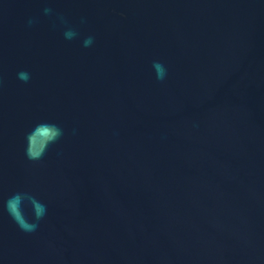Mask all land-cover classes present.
<instances>
[{
  "label": "water",
  "instance_id": "1",
  "mask_svg": "<svg viewBox=\"0 0 264 264\" xmlns=\"http://www.w3.org/2000/svg\"><path fill=\"white\" fill-rule=\"evenodd\" d=\"M0 264H264V0H0Z\"/></svg>",
  "mask_w": 264,
  "mask_h": 264
},
{
  "label": "clouds",
  "instance_id": "2",
  "mask_svg": "<svg viewBox=\"0 0 264 264\" xmlns=\"http://www.w3.org/2000/svg\"><path fill=\"white\" fill-rule=\"evenodd\" d=\"M45 11H50V9H46ZM74 35L75 33L71 31L66 33V36L68 37H72ZM89 43H91V38L85 41L86 45ZM153 67L157 73V79L163 80L166 76V69L163 67V65L160 64L159 62H154ZM18 76L20 79L24 80L25 82L29 79V75L26 72H20ZM40 127L41 129H44V128L52 129L53 135L50 138L49 143L54 142L62 135L61 130L56 125H46V126H40ZM28 139L29 141H31L32 136L29 135ZM27 155L29 156L30 159H39L42 157L43 152H40V153L33 152L31 147L29 146L27 150ZM25 199H27L28 202L30 203L35 219L36 220L42 219L43 216L46 214V207L42 203L37 201L34 197L28 196L27 194H23V195L16 194L10 197L6 202V209L8 213L13 217V219L18 223V225L22 229L34 230L37 225L29 222L24 212V200Z\"/></svg>",
  "mask_w": 264,
  "mask_h": 264
}]
</instances>
